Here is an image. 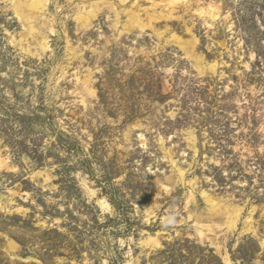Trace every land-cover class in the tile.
<instances>
[{
	"label": "rangeland",
	"instance_id": "obj_1",
	"mask_svg": "<svg viewBox=\"0 0 264 264\" xmlns=\"http://www.w3.org/2000/svg\"><path fill=\"white\" fill-rule=\"evenodd\" d=\"M33 13L0 0V264H264V0Z\"/></svg>",
	"mask_w": 264,
	"mask_h": 264
},
{
	"label": "bare ground",
	"instance_id": "obj_2",
	"mask_svg": "<svg viewBox=\"0 0 264 264\" xmlns=\"http://www.w3.org/2000/svg\"><path fill=\"white\" fill-rule=\"evenodd\" d=\"M44 2H45V0H28V1H21V0H14V9H15V12L17 13V15L21 18V19H24V20H27V19H30V18H33L34 16H33V12L34 11H36V10H40V9H42L43 8V6H44ZM92 9V8H91ZM211 10V9H210ZM91 11V10H90ZM160 14H161V12H160ZM211 14H213V13H211ZM92 15H94V12H92V14H89L88 13V15H85V16H83V21H82V25H87L88 24V22H89V19H90V17L92 16ZM132 15V14H131ZM135 16V15H134ZM152 18H154V17H152ZM41 26V25H40ZM49 27V26H48ZM142 27V26H141ZM51 28V27H50ZM27 31H28V33H33L34 31H35V27L31 24V23H29V25H28V27H27ZM44 39V41L43 42H41V43H39L40 44V46L42 47V48H44L45 46H46V41H45V38H43ZM28 51V50H27ZM213 66H211V68H212ZM210 68V67H209ZM198 69L199 70H202V68L200 67V66H198ZM200 72V71H199ZM88 82H89V80L88 79H86L84 82H82L83 83V85H84V87H86V89H88V87H87V84H88ZM82 85V86H83ZM85 89V90H86ZM88 90H90V89H88ZM193 139V136H191V134H190V136H189V140H192ZM178 171H179V174L180 175H182V171L178 168ZM170 189V188H169ZM209 195V194H208ZM210 196V195H209ZM7 200V199H6ZM208 201V200H207ZM206 201V202H207ZM210 203V202H209ZM100 204L104 207V208H108L109 206H108V203H106L105 202V200H101L100 201ZM212 204H213V202H212ZM230 206V205H229ZM209 207V206H208ZM225 208V207H224ZM236 209V208H235ZM223 211V210H222ZM236 211V210H235ZM227 212V211H226ZM222 214H224V213H222ZM236 215V214H235ZM198 224V223H197ZM201 224V223H200ZM210 226L211 225H204V224H201L200 225V228H202V227H206V228H208V229H210ZM227 226V225H226ZM199 228V229H200ZM228 228V227H227ZM200 233H202V232H200ZM152 239H153V237H152ZM145 241V243H146V240H144ZM158 242V241H157Z\"/></svg>",
	"mask_w": 264,
	"mask_h": 264
}]
</instances>
